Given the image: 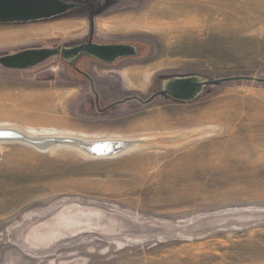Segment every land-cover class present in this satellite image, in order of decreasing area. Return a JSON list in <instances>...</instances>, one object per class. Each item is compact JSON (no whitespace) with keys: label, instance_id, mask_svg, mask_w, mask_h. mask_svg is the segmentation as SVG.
<instances>
[{"label":"rangeland","instance_id":"374dc122","mask_svg":"<svg viewBox=\"0 0 264 264\" xmlns=\"http://www.w3.org/2000/svg\"><path fill=\"white\" fill-rule=\"evenodd\" d=\"M67 1L86 9L0 25V54L93 37L138 56L85 57L93 87L61 60L0 73V128L145 146L92 157L0 141V264H264V83L143 103L175 77L264 80V0Z\"/></svg>","mask_w":264,"mask_h":264},{"label":"water","instance_id":"95a60500","mask_svg":"<svg viewBox=\"0 0 264 264\" xmlns=\"http://www.w3.org/2000/svg\"><path fill=\"white\" fill-rule=\"evenodd\" d=\"M83 9H86V5L67 0H0V25L49 21ZM138 54L139 48L127 45L84 43L74 47H30L0 54V73L9 75L21 72L32 73L47 68L60 60L71 65L82 57L92 58L102 64L113 65L118 60L137 57ZM244 80H254L258 83H264V80L246 77L223 79L216 82L197 75L175 77L163 81L161 92L143 103L148 105L160 96L169 98L174 102L192 103L199 99L207 88L215 83ZM0 139H17L30 142L29 139L19 135L3 136ZM49 142H58L60 144L73 143L64 139L46 140L45 142L34 141L32 143L41 145L42 143Z\"/></svg>","mask_w":264,"mask_h":264},{"label":"bare ground","instance_id":"6f19581e","mask_svg":"<svg viewBox=\"0 0 264 264\" xmlns=\"http://www.w3.org/2000/svg\"><path fill=\"white\" fill-rule=\"evenodd\" d=\"M74 26H76V25H74ZM21 38H22L21 35L20 36L12 35V36L4 37V39L9 40V41H14V40L21 39ZM1 39H3V37ZM13 128L10 129V127L7 128V126L4 128L3 127L0 128V137L10 136V135L11 136H18L19 134L22 137H25V136H26L25 138L28 137V135H26L24 133H23L24 135H21L20 132H18L17 130H15ZM19 131H21V130H19ZM30 138H31V140H30ZM30 138H29L30 142L17 140V139H12V140H5V139L1 140L0 139V141H4V142H6V141L7 142L22 141V142L34 145V146H36L40 149H43V150H47V149H49L53 146H57V145H65V146L70 145L72 148L80 150L84 154H87L89 156L91 155L92 157H107V156L108 157L109 156L115 157V156L120 155L123 152L130 151L132 149L145 146L143 141H133V140H125V139L120 140L121 138L119 139L120 141H118V140L115 141V140H112V138H111V141L107 140V141H101V142H95V143L92 142L94 140H91V142H90L86 139L84 140V139L79 138V137H70V136H39V137H30ZM56 139H64V140L71 141L73 143L60 144L58 142H56V143L55 142H49V143H42L41 145H35L32 143L34 141L45 142L46 140L50 141V140H56ZM99 141H100V139H99ZM147 143H149V142H147Z\"/></svg>","mask_w":264,"mask_h":264},{"label":"flooded vegetation","instance_id":"af4514ba","mask_svg":"<svg viewBox=\"0 0 264 264\" xmlns=\"http://www.w3.org/2000/svg\"><path fill=\"white\" fill-rule=\"evenodd\" d=\"M92 34H93V33H92ZM86 43H96V42H94L93 37H90L89 40H88V42H86ZM81 44H84V43H81ZM96 44H100V43H96ZM77 45H79V44H77ZM77 45H73V46H71V47H74V46H77ZM101 45H127V46H133V47H134V45H130V44H119V43H118V44H101ZM62 47H70V46H62ZM83 59H85V57H82V58L79 59L78 61H75L73 64H71V65H70V66H71V69L74 70L75 72L81 74V75H84V76L86 75V77L88 78V81L90 82V84H91L92 87H93L94 84H93V81H92L91 77H90L88 74H86L85 72H83L82 70L78 69V64H79ZM86 59H89V60H91V61H94V63H97V64H99V65H101V66H104V67H112V66H116L117 63H119V62H121V61H125V60L130 59V58H125V59L118 60V61H117L115 64H113V65L102 64V63L97 62L96 60H94V59H92V58H88V57H87Z\"/></svg>","mask_w":264,"mask_h":264}]
</instances>
